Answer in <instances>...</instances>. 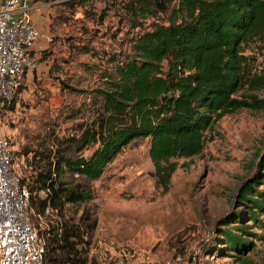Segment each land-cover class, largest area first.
Masks as SVG:
<instances>
[{
	"label": "trees",
	"instance_id": "1",
	"mask_svg": "<svg viewBox=\"0 0 264 264\" xmlns=\"http://www.w3.org/2000/svg\"><path fill=\"white\" fill-rule=\"evenodd\" d=\"M87 1L61 0L53 20L63 23L64 8L75 10ZM120 6L137 32L128 38L127 50L108 57L112 70H99L89 89L90 117L75 123L68 136L23 150L30 169L19 181L32 215L43 217L38 231L42 264L86 263L79 249L85 230L68 223L65 205L87 200L86 180L99 178L124 147L146 139L148 174L165 188L174 170L170 159L199 154L221 117L239 109L264 111L259 94L264 89V0H129ZM147 18L153 20L144 24ZM77 49L97 54L86 45ZM49 54L42 51L40 58ZM52 58L50 71L59 70ZM61 62L67 65L70 59ZM21 88L2 101L0 119L13 109ZM87 147L89 152L81 153ZM257 155L256 172L238 189L237 206L220 220L219 238L210 251L232 256L238 264H253L247 252L253 240L264 242V189L258 188L264 180V153Z\"/></svg>",
	"mask_w": 264,
	"mask_h": 264
},
{
	"label": "rangeland",
	"instance_id": "2",
	"mask_svg": "<svg viewBox=\"0 0 264 264\" xmlns=\"http://www.w3.org/2000/svg\"><path fill=\"white\" fill-rule=\"evenodd\" d=\"M104 1L88 0L71 11L64 8L63 23L53 20L54 9L48 43L54 47L52 56L59 70L54 68L48 79L27 84L23 80L21 112L0 119V131L15 149L14 168L19 177L30 169L24 149L68 136L75 123L90 117L86 109L89 89L98 81L99 70H112L108 57L116 58L127 50L128 38L137 32L120 8L121 1L129 0L114 4L109 0L108 10L98 19ZM151 20L147 18L144 24ZM79 45L97 50L96 56L82 53ZM64 57L70 59L69 64L61 62ZM259 94L264 96V89ZM210 136L199 154L170 159L174 170L165 188L155 185L148 174L146 139L124 147L106 163L99 178L86 180L89 198L66 204L64 211L69 224L77 222L80 231L85 230L79 246L85 264H238L232 256L210 255V251L213 239L219 238L220 220L237 206L238 189L255 174L258 152L264 153V111L239 109L224 115ZM84 151L88 153L89 148ZM258 188L264 189V180ZM28 214L39 235L43 217ZM253 244L247 256L253 264H264V242L253 240ZM176 256L181 257L178 262Z\"/></svg>",
	"mask_w": 264,
	"mask_h": 264
},
{
	"label": "built area",
	"instance_id": "3",
	"mask_svg": "<svg viewBox=\"0 0 264 264\" xmlns=\"http://www.w3.org/2000/svg\"><path fill=\"white\" fill-rule=\"evenodd\" d=\"M30 9L25 0L0 3V105L11 99L25 73L37 67L31 52L34 42L52 40L32 24ZM14 161L13 144L0 132V264H42V238L29 221L28 192L20 184Z\"/></svg>",
	"mask_w": 264,
	"mask_h": 264
},
{
	"label": "crops",
	"instance_id": "4",
	"mask_svg": "<svg viewBox=\"0 0 264 264\" xmlns=\"http://www.w3.org/2000/svg\"><path fill=\"white\" fill-rule=\"evenodd\" d=\"M5 0H0V3ZM31 9L29 12V19L32 24L44 34L51 35V28L53 23H51V18L53 16L52 12L58 6L61 0H25ZM51 27V28H50ZM51 43L46 42L43 38L37 39L31 47V52L38 58L37 67L33 71H27L24 75V84L32 83V81H37L43 77L48 79V75L51 74L53 70L50 71V63L53 60V49L54 47H49ZM52 45V44H51ZM42 51L50 53L47 59H41L40 55ZM21 112V89L16 94L13 102V109L7 111L3 117L8 119L13 117V115ZM8 117V118H7ZM4 134L2 131H0ZM7 132H10V129L7 127ZM6 135V134H4Z\"/></svg>",
	"mask_w": 264,
	"mask_h": 264
}]
</instances>
